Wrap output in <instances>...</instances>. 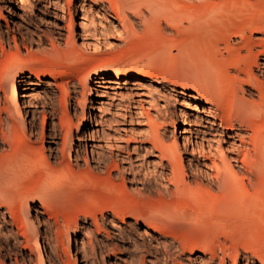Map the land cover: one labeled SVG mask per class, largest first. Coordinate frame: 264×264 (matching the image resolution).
<instances>
[{
	"label": "bare ground",
	"instance_id": "bare-ground-1",
	"mask_svg": "<svg viewBox=\"0 0 264 264\" xmlns=\"http://www.w3.org/2000/svg\"><path fill=\"white\" fill-rule=\"evenodd\" d=\"M227 1L229 5L225 7ZM258 1L260 2V0L256 2L259 3ZM256 2L255 5L251 2V5L249 0H0V54L7 59L6 63L11 64V67L3 70L0 76V166L3 167V161L8 160L10 154L17 151L19 141L25 142L21 171L25 169L23 173L27 174L26 178L32 171H37L39 179L33 180L32 177V180L34 182L39 180L41 183L40 188L34 185L36 183L32 184L33 181H31L33 186L29 185L28 188L21 186L20 183L25 176L20 171L13 172L10 165L7 166L4 175L1 173L0 264H64L59 245L53 238L52 210L60 203L58 193L52 191L53 185L61 183L62 188L68 184L76 186L81 181L99 178L103 173L107 178H121L124 184L128 182L130 186L137 187L134 176L129 175L128 178L124 176L125 166L120 168L114 161L111 163L109 156L106 157V154L102 155L97 152L95 145L86 143L88 137L90 139L95 134H105L103 127L98 129L87 127L93 104H98L96 107L100 110L102 102L98 103V100L94 99L87 104V98L82 97V108L79 109L75 96L79 86L77 87L78 84L74 79L65 83L58 81L57 78L62 73L59 74L57 70V73L49 74L50 76L48 75L43 83L39 84V78L34 76L33 70L18 71L13 68V64H20L24 61L21 59V49L28 52L33 47L37 51L61 48L77 53L81 51L80 48H91V44L84 38L86 15H89L90 23L97 19L100 22L107 20L113 26L117 22L124 30L129 28L135 30L141 24L147 23L148 19L157 17L173 25L181 26L179 18L185 16L189 31L193 35H201L200 41L206 42L209 48L207 59H212L213 54L217 53L219 44L211 42L216 39L228 40L225 44L226 51L233 52V50L242 48H249L252 51L250 48L256 47L257 41L259 42L257 34H262L257 32L263 31L264 25L254 23L253 19V21L247 20L249 23L245 22L246 25L242 26L241 23L244 24V21L241 20L240 26L237 25L232 30L226 23L231 14H234L235 18L246 17L247 14L244 13H247L250 7L252 12L254 9L256 11L260 9V5L258 6ZM255 6H258L257 9L254 8ZM4 12L8 14V21L4 17ZM78 12L82 15L78 24L81 32L76 34L74 17ZM260 13L263 14L264 11L259 12L258 17H261ZM219 18L222 19L223 24L215 25L213 22ZM247 26L249 27L245 28ZM248 29L249 36L246 35ZM253 36H255L254 39ZM76 38L81 41L80 47L75 44ZM92 48L98 47L93 45ZM250 55L247 60H244L248 63V67L242 70V74L230 75L224 81L215 80L209 81L210 83L196 84L178 80L172 85V91L174 87H181L183 91L187 87L190 88L191 91H186V95L194 102L201 104V109L207 116L204 121L209 124V129L219 132V139L216 146L208 145L205 149L202 142L193 143L188 137H182V148L176 140L166 145L161 141L159 134L152 137L154 142H159L161 145L162 150L158 151L161 156L160 162L166 159L170 168L169 170L165 167L161 168L160 184L154 189L162 196L169 197L167 207L176 206L178 211H183L189 205L207 207L225 203L227 210L232 212L242 204L240 195L250 196L251 191L264 193L262 189L264 186V73L262 70L264 69V55ZM259 58L262 61L260 64L257 63ZM232 65V63L215 62L214 68L217 71H228ZM144 66H140L135 73L129 69L122 71L121 68H114L107 72H100L97 69L92 77L90 73L87 76L85 88L89 89L88 82L92 78L95 79L94 83H99L98 80H104L105 76H110L104 81L106 84L116 85L117 80H120L121 72L124 74L123 80L130 85L143 88L141 85L143 83L147 86L153 83L162 84L157 79L159 76L156 77L159 74L156 71L157 67L153 64ZM253 66L256 67L260 76L253 72ZM104 93L106 92L100 91L96 96L102 97ZM71 94L74 96L71 97ZM39 95H41L40 100L37 99ZM58 95H61L60 99ZM59 100L64 105H67L70 100L69 107L72 112L74 114L79 112L80 120L83 121L81 131H78L79 126L72 124L66 111L61 113L63 114V128L59 127L57 123ZM87 112L88 116H86ZM40 113L43 114L44 119H48L47 122L42 121L41 129L37 123ZM138 114L140 111L136 110L134 115ZM92 116L96 117L95 114ZM97 118L98 120L94 119L95 124L102 121L100 116ZM180 119L184 123L185 111H180ZM152 122L155 124L154 121ZM171 123L175 135L176 123L173 120ZM45 126L47 134H45ZM73 126H75V131ZM184 132L183 129L180 134ZM74 136L77 143L71 145ZM46 138L48 142L45 148ZM37 141L40 146L37 145ZM221 145L225 148L222 149ZM8 147L11 149L10 154L6 152ZM143 148L146 153H154L151 145ZM187 151V168L193 179L191 183H187L183 200L177 202L176 190L181 187L177 176L185 170L181 155ZM123 160L125 157L121 156L120 161L123 162ZM2 167H0V172L4 171L1 170ZM31 176H33L32 173ZM201 179L205 181V184L200 183ZM140 186L143 189L150 187L149 184H140ZM172 187L174 190L171 189ZM197 188H200L201 192L193 197L192 194ZM62 191L63 189L60 193ZM260 212L261 216L256 221L257 233L264 231V206ZM82 218L80 226L60 233L61 248L67 258L71 257L69 250L71 231L75 234L80 230V245L76 247V252L82 253V259H86L87 247H92L88 235H94V231L97 235L103 236L102 246L106 248L109 246L107 244L109 233L105 232L101 225L105 224L104 221ZM106 219L117 234L123 232L115 225L113 218L107 216ZM143 225L144 230L139 238L141 240L139 247L143 254L139 261L140 264H145L144 255L148 259V264H264V251L237 253L223 258H219L217 253L188 255L180 253L179 245L183 243L184 246L181 245V247L187 248L189 244H186L185 239H181L178 245L175 243L177 238L175 229H171L168 224L160 223L156 219H146ZM63 238H66V251ZM137 244L134 247H137ZM113 246L117 249L115 245ZM47 250L51 256L47 254ZM128 258L130 264H136L135 255L130 254ZM84 260L82 264H94L93 259Z\"/></svg>",
	"mask_w": 264,
	"mask_h": 264
},
{
	"label": "rangeland",
	"instance_id": "rangeland-1",
	"mask_svg": "<svg viewBox=\"0 0 264 264\" xmlns=\"http://www.w3.org/2000/svg\"><path fill=\"white\" fill-rule=\"evenodd\" d=\"M256 1L249 0V3L254 2L253 5H255ZM260 2H256L257 5H260H258L260 9H257L256 7L258 6H255L256 11L252 7L254 9V12H252L253 10H250V7V11L247 10V13H244L247 14L246 17L244 16L245 18L243 16L235 18V15L231 14L229 21L226 22L228 27L233 30L237 25L238 27L240 26L241 20L244 21V24L241 23V25L245 26V22L249 23L253 19L254 23L263 26L264 13H260L261 17H258V15L259 12L264 11V0H260ZM228 5L227 1L225 7ZM3 14L8 21V14L6 12ZM88 16L86 15L84 19L86 23L84 38L91 44V48H80L81 51L77 53L68 52L61 48L40 49L37 51L33 47L28 52L21 49V59L25 62L12 65L18 71L33 70L34 76L39 78V84L43 83L44 78L46 79L49 74L57 73V70H59V74L62 73L57 78L58 81L65 83L70 79H74L78 84L77 87L79 86L75 94L79 109L82 108V97L87 98V104L90 100L94 99H97L98 103L102 102V109L100 107V110H97L96 106L98 104H93V108H95H92V113L90 112L91 117L89 118V126L87 127L89 129L90 127H93V129L103 127V133H105L106 137L103 134H95L90 139L88 137L86 143L88 145H95L97 152L102 155L106 154V157L109 156V161H114L120 168L125 166L124 176L126 178L132 175L136 179L135 183H137V187L134 185L130 186L128 182L124 184L121 178H107L106 174L101 173L99 178L81 181L76 186L71 184L65 185L66 187L68 186L67 188L64 187L65 190L62 188L61 183L53 185L52 191L57 192L60 199L59 205L52 210L54 219L53 238L54 240L56 239L55 242L59 245L60 255L64 264H82V260L85 259H82L80 251L76 252V247L78 248L80 245V230L75 234L72 231L70 233L71 246L69 250L71 257L69 258L65 256L66 254L61 248L62 240L59 238L62 231L65 232L68 229H73L75 226H80L82 217L98 221L103 220L105 224L101 225L105 232L109 233L107 243L109 246L107 248L101 244V241L104 239L102 238L103 236L97 235L95 231L94 235H88L92 247H87V252H85L87 253L86 259L84 261H91L93 259L94 264H112L114 262L115 264H130L128 258L130 254L135 255L136 264H140L141 262L139 261H141L143 254L139 247L141 241L139 238L144 230L143 222L146 219H156L160 223L168 224L171 229H175L177 234L175 243L178 245L181 239H185L186 244H189L188 247L186 246L187 248L181 247V245L184 246L183 243L179 245L182 249L179 248L180 253L183 252L187 255L217 253L219 258H223L237 253L264 251V231L257 233L256 223L257 219L261 216L260 209L264 206V193H261L262 191L260 193L251 191L250 196L246 194L240 195L242 204L232 212L227 210L225 203L213 204L207 207L189 205L183 211H178L176 206L169 208L167 207V202L170 200L169 197L162 196L154 189L158 188L157 186L160 184L159 173L161 168L165 167L168 170L170 168L166 159L160 162L161 156L158 151L162 150L161 145L152 139L153 136L159 134L161 141L166 145H170L176 140L179 147L182 148V137H188L193 143L195 141L202 142L205 149L208 145H212V147L216 146L218 144L219 132L215 129H209V124L204 121L207 116L201 109V104L194 102V100L186 95V91H191L190 88L187 87L183 91L181 87H174V91H172V85L178 80H185L196 84L213 82L215 80L224 81L230 75L242 74L248 67V63L244 60H247L251 56L250 54L264 55V28L262 27L263 31L257 32L262 34H257L259 42L257 41L256 43V40L254 41L256 47L250 48L252 51L249 48L236 49L233 52L226 51L225 44L228 40L216 39L211 43L219 44L217 53L213 54L212 59H207L209 48L206 42L200 41L201 35H193L189 31V25L185 16L179 18L181 26L173 25L157 17L155 19H148L147 23L141 24L135 30L132 28L124 30L119 27L117 22L114 23L115 26H111L107 20L100 22L97 19L98 21L95 20V22L90 23ZM81 18L80 12L75 14L76 34L81 32L78 27ZM213 23L215 25H222L223 21L219 18ZM166 29L168 30L166 31ZM246 31V35L248 34L249 36V29ZM254 38L255 36H253ZM80 43L81 41L76 38V46L80 47ZM93 45H96L98 48L93 49ZM0 55V68L2 70H0V76H2L3 70L11 67V64L6 63L7 59H4L3 54ZM257 61L258 64L262 62L260 58ZM215 62L232 63L233 65L228 71H217L214 68ZM152 64L157 67L156 71L159 74L156 77L159 76L157 79L163 85L153 83L151 86H147V84L143 83L141 84L143 88H141L142 86L137 87L138 85H130L123 80L124 74L121 72L119 75L120 80H117L116 85L112 84L110 86L106 84L104 81L110 78V76H105L104 80H98L99 83H94L95 79L92 78L88 82L89 91L85 88L87 76L90 73L92 77L95 73L94 71L97 69L100 72H107L114 68H121L122 71L129 69L135 73V71L140 69V66ZM253 69V72L257 76H260L256 67L253 66ZM262 70L264 73V69ZM100 91L106 93L102 97H97L96 94H99ZM72 96L74 95L71 94ZM40 97L41 95L37 99L40 100ZM60 97L61 95H58L59 99ZM70 104V100L67 105H64L60 100L58 101L57 123L59 127L63 128V114L61 113L66 111L72 124L79 126L78 131H81L83 129V121L80 120L79 112L75 114L72 112L71 107H69ZM136 110H139L140 114L134 115ZM180 111H185L186 120L184 123L180 119ZM92 114H95L96 117L92 116ZM86 116H88V112ZM98 116L101 117L102 121L100 120L101 122L95 124L94 119L98 120ZM43 120L48 121L40 113L37 118L39 129L42 127ZM171 120L176 123L174 128L175 135ZM75 126H73L74 131ZM183 129L185 131L184 134H180ZM45 134H47L46 126ZM47 142L48 139L46 138L45 148ZM18 143H20L19 147L15 153L13 152L14 154L11 153L9 147V150L6 148V152L12 155L10 154L9 161L7 159L3 161L4 168L2 165L0 167L4 171H1L0 175H2L1 173L4 175V172L7 171V166L10 165L9 167H11L13 172H22L25 178L20 185L28 188L33 186L31 185V181L39 179V174L37 171H32L33 176H31V173L28 174V180L26 178L27 174L23 173L25 169L21 171V161L25 154L23 150L25 142L19 141ZM76 143L77 140L74 136L71 145H75ZM37 145L40 146L39 141H37ZM149 145H151L154 151L153 154L144 151L145 148L143 147L148 148ZM221 147L222 149L225 148L224 145H221ZM121 156L125 157L123 162L120 161ZM187 158L188 151L183 152L181 159L185 170L177 176L181 184V187L176 190L177 202L183 200L187 183H191L193 179L192 174L187 168ZM241 168L244 170L243 166ZM102 177L106 180H103ZM38 181H33L32 184L36 183L34 185L40 188L41 183ZM200 183L205 184V181L201 179ZM140 184H149L150 187L143 189ZM62 189L63 191L60 193ZM171 189L174 190L173 187ZM262 189H264V186ZM200 192V188H197L192 196H198ZM107 216L115 220V225L123 231L121 234H117V231L111 228L112 225L107 223ZM63 242H66V238H63ZM133 242L135 244H132ZM136 244L139 249L134 247ZM133 247L137 250H134ZM47 254L51 256L48 250ZM144 259L146 260L145 264H148V259L145 255Z\"/></svg>",
	"mask_w": 264,
	"mask_h": 264
}]
</instances>
